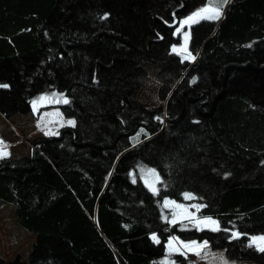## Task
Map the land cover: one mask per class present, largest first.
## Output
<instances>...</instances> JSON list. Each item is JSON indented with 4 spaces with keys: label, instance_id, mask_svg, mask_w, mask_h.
<instances>
[{
    "label": "trees",
    "instance_id": "trees-1",
    "mask_svg": "<svg viewBox=\"0 0 264 264\" xmlns=\"http://www.w3.org/2000/svg\"><path fill=\"white\" fill-rule=\"evenodd\" d=\"M202 2L0 0V82L11 85L0 87V113L58 108L77 121L36 139L27 156L0 159V209L12 206L37 238L29 261L9 264H158L174 234L264 264V252L248 245V234L264 233V0H230L221 20L194 26L189 64L171 45ZM171 63L183 78L165 108L147 109L138 101L143 66ZM43 92L71 103L33 110ZM141 165L160 172L159 195ZM164 195L203 203L202 213L244 235L171 225Z\"/></svg>",
    "mask_w": 264,
    "mask_h": 264
},
{
    "label": "snow or ice",
    "instance_id": "snow-or-ice-1",
    "mask_svg": "<svg viewBox=\"0 0 264 264\" xmlns=\"http://www.w3.org/2000/svg\"><path fill=\"white\" fill-rule=\"evenodd\" d=\"M228 0H207V2H202L200 6L195 7L189 14L183 17L180 21V27L176 29V32L179 33L184 25H187L189 29L193 24L200 22L201 20H219L224 14L225 6L227 5ZM104 17H107L109 13L105 12ZM184 43L182 45L172 44V52H178L183 60H195L198 53H194L189 48V31H184ZM195 79V77H193ZM11 85L6 82H0V87L9 88ZM62 101L65 104L71 103L69 96L65 95L63 92H43L39 96L33 98L31 103L33 105V110H36L38 104L42 103H54ZM167 115V112L164 114ZM45 116H52L55 118L56 123H53L52 119L47 121L37 120V123L40 124L47 135H59L58 131H55L56 128H59L62 123H67L68 125L75 126L77 121L74 116H68L65 118L63 113L59 109H56L53 113H46ZM161 122L163 117H156ZM145 129L141 128L140 132H144ZM139 132L133 137L134 140H138ZM11 155L9 145L0 138V159H4ZM264 163V161H262ZM141 175L144 179L147 187L156 195L160 193L159 185L163 182V178L160 175V172L156 167L149 166H140ZM135 175V173H133ZM225 175H228L225 173ZM183 197L188 200L196 199V194L191 191H185L182 193ZM162 211L164 209H171L170 213L163 215V219L170 223L171 225H177L179 222V227L181 229H190L196 228L199 231H215L221 232L226 231L230 232L228 239L238 238L241 235H244L239 229L235 227L225 228L219 218L214 215H208L202 213L200 210L205 208L207 205L203 203H193L185 204L179 202L178 200L169 197L168 195L163 196L162 201ZM192 209H195L193 211ZM231 223V222H229ZM248 245L254 247L260 252H264V233L259 234H248ZM151 238L157 244H160L161 237L157 232L150 233ZM211 241L208 238L201 239H191V238H182L180 235H169L166 238V254H164L158 264H181L178 260L176 254H180L183 257H188L189 253H195L197 256H203L205 258H211L214 264H235V261L229 260L224 252L212 253L209 250ZM191 264V262H189Z\"/></svg>",
    "mask_w": 264,
    "mask_h": 264
},
{
    "label": "rangeland",
    "instance_id": "rangeland-1",
    "mask_svg": "<svg viewBox=\"0 0 264 264\" xmlns=\"http://www.w3.org/2000/svg\"><path fill=\"white\" fill-rule=\"evenodd\" d=\"M229 2L230 0H228L227 5ZM223 17L224 14L219 20ZM202 21L210 20H201L200 22L193 24L191 29H189L187 25H184L179 33L175 30V35H180L181 37V42L177 45L179 46L184 43L183 33L184 31H189V48L192 50L191 41L194 32L193 28L194 26L199 25ZM178 27H180V24ZM174 53L179 56L182 62L192 64L196 60V58L195 60H183L178 52ZM143 69L147 74V77L139 93V103L150 110L165 108L170 95L184 76L183 71L173 63L164 66L146 64L143 66ZM56 109L58 108L44 110L37 117L33 114L15 115L10 119L5 118L0 113V138L9 145L11 152L9 157L19 159L27 156L31 152L33 142L36 139L51 136L46 134L43 127L37 123V120L42 119L43 121H47L52 119L53 123H56L54 117L45 116L46 113H53ZM64 126L72 125H68L66 122L62 123V125L59 128H56L55 131L59 132ZM169 210L171 211V209ZM192 210L195 211V209ZM36 239L35 235L28 233L20 226L16 218L15 209L12 206L6 205L0 209V258H2L6 264L11 263L17 258H20L23 261H29ZM209 250L212 253L224 252L229 260L235 261V264H258L253 261H239L232 259L228 256L226 249H214L210 245ZM186 258L191 264H214L211 258L197 256L195 253H189V256Z\"/></svg>",
    "mask_w": 264,
    "mask_h": 264
}]
</instances>
